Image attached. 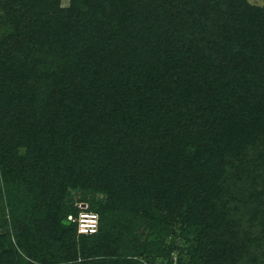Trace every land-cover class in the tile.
I'll list each match as a JSON object with an SVG mask.
<instances>
[{
  "label": "trees",
  "instance_id": "trees-1",
  "mask_svg": "<svg viewBox=\"0 0 264 264\" xmlns=\"http://www.w3.org/2000/svg\"><path fill=\"white\" fill-rule=\"evenodd\" d=\"M160 259L264 264V5L0 0V264Z\"/></svg>",
  "mask_w": 264,
  "mask_h": 264
},
{
  "label": "built area",
  "instance_id": "built-area-1",
  "mask_svg": "<svg viewBox=\"0 0 264 264\" xmlns=\"http://www.w3.org/2000/svg\"><path fill=\"white\" fill-rule=\"evenodd\" d=\"M79 207L82 209L78 216L70 214L68 219L72 222L78 223V231L83 234H93L98 232L100 228V217L95 211L87 209L86 204H80Z\"/></svg>",
  "mask_w": 264,
  "mask_h": 264
},
{
  "label": "rangeland",
  "instance_id": "rangeland-1",
  "mask_svg": "<svg viewBox=\"0 0 264 264\" xmlns=\"http://www.w3.org/2000/svg\"><path fill=\"white\" fill-rule=\"evenodd\" d=\"M249 3L253 4V5H257V6H263L264 5V0H248ZM62 3L64 6H68L70 4V0H62ZM174 256V260H177V253L173 254ZM160 261L162 262V264H168V260H162L160 259Z\"/></svg>",
  "mask_w": 264,
  "mask_h": 264
}]
</instances>
